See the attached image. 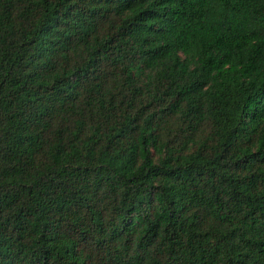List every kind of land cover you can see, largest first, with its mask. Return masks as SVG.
<instances>
[{
  "label": "trees",
  "instance_id": "trees-1",
  "mask_svg": "<svg viewBox=\"0 0 264 264\" xmlns=\"http://www.w3.org/2000/svg\"><path fill=\"white\" fill-rule=\"evenodd\" d=\"M0 264H264V0H0Z\"/></svg>",
  "mask_w": 264,
  "mask_h": 264
}]
</instances>
